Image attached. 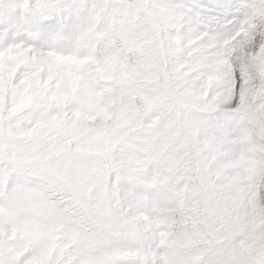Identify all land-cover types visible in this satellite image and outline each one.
<instances>
[{
    "label": "clouds",
    "instance_id": "clouds-1",
    "mask_svg": "<svg viewBox=\"0 0 264 264\" xmlns=\"http://www.w3.org/2000/svg\"><path fill=\"white\" fill-rule=\"evenodd\" d=\"M0 264H264V0H0Z\"/></svg>",
    "mask_w": 264,
    "mask_h": 264
}]
</instances>
